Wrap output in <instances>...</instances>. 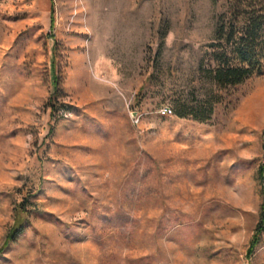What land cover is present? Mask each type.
Listing matches in <instances>:
<instances>
[{
	"label": "rangeland",
	"instance_id": "obj_1",
	"mask_svg": "<svg viewBox=\"0 0 264 264\" xmlns=\"http://www.w3.org/2000/svg\"><path fill=\"white\" fill-rule=\"evenodd\" d=\"M230 5L0 0V264H264V72H202Z\"/></svg>",
	"mask_w": 264,
	"mask_h": 264
},
{
	"label": "trees",
	"instance_id": "obj_2",
	"mask_svg": "<svg viewBox=\"0 0 264 264\" xmlns=\"http://www.w3.org/2000/svg\"><path fill=\"white\" fill-rule=\"evenodd\" d=\"M230 18L222 17L217 22L213 42L209 45L207 64L202 66L211 80L223 88L236 87L254 75L264 72V0H230ZM53 27V23L51 25ZM55 93L59 91L60 78L54 76ZM56 111V110H55ZM54 111V112H55ZM181 118L191 115L195 120L205 121L204 111L187 112L185 108L177 112ZM260 175L264 167L259 170ZM19 207V212H24ZM18 223L7 236L0 253L16 239L21 231ZM264 232V206L255 233L250 242L248 255L251 256L259 245Z\"/></svg>",
	"mask_w": 264,
	"mask_h": 264
},
{
	"label": "built area",
	"instance_id": "obj_3",
	"mask_svg": "<svg viewBox=\"0 0 264 264\" xmlns=\"http://www.w3.org/2000/svg\"><path fill=\"white\" fill-rule=\"evenodd\" d=\"M163 113H164V114L171 113V110H168L167 108H165V109L163 110Z\"/></svg>",
	"mask_w": 264,
	"mask_h": 264
}]
</instances>
